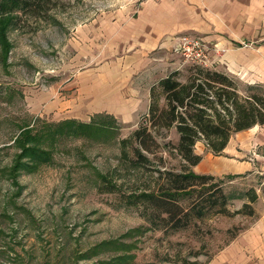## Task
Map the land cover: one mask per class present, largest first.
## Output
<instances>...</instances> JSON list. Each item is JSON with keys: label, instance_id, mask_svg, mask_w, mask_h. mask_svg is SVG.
<instances>
[{"label": "rangeland", "instance_id": "obj_1", "mask_svg": "<svg viewBox=\"0 0 264 264\" xmlns=\"http://www.w3.org/2000/svg\"><path fill=\"white\" fill-rule=\"evenodd\" d=\"M155 2L50 0L39 14L18 12L5 28L0 264H99L125 254L130 264H264V124L233 133L216 155L196 141L202 159L188 168L213 175L209 183L221 185L227 213L217 205L193 216L201 201L182 195L189 220L175 229L134 197L186 165L174 149L175 127L151 130L159 147L144 152L145 162L132 163L131 148L123 158L120 144L144 121L149 85L174 70L185 80L194 62L226 73L241 93L250 86L264 92V0H202L201 18L183 23L166 51L117 46L120 19L137 18ZM67 119L109 129L93 137L66 132L53 142L49 164L12 177L23 126ZM253 191L252 214L236 213Z\"/></svg>", "mask_w": 264, "mask_h": 264}, {"label": "trees", "instance_id": "obj_2", "mask_svg": "<svg viewBox=\"0 0 264 264\" xmlns=\"http://www.w3.org/2000/svg\"><path fill=\"white\" fill-rule=\"evenodd\" d=\"M49 1L0 0V38L5 28L13 24L18 12L39 14ZM194 63L187 69L185 80H181L179 71L174 70L150 87L144 121L129 137L120 140L123 158L127 156V148H131L134 155L132 163L145 162L144 152L153 153L159 147L151 130L175 127L178 142L174 149L186 165L179 172L167 171L166 183L157 190L141 191L134 196L148 203L157 213V218L174 229L184 227L189 220L188 215H185L186 210L179 203L182 195L195 193V199L201 201L195 207L193 216L200 217L205 207L217 205L220 206L219 212L227 213L225 206L228 198L221 185L218 181L209 183L214 179L213 175L196 173L188 168L197 165L202 159L201 155L194 152L196 141L204 140L209 150L216 155L225 148L233 133L264 124L263 91H256L250 86L246 93H241L235 80L226 73ZM107 129L101 124L76 119L47 123L44 128L26 124L14 141L19 151L9 173L16 177L21 171L32 172L45 163L49 164L53 142L66 132L93 137L97 135L95 131ZM248 197V202L243 203L236 213L245 212L247 208L249 211L245 213L252 214L250 204L256 201L254 191ZM132 202L135 203V200ZM114 243L106 241L102 245ZM117 246L119 244L110 248L118 249ZM99 264H130V256L120 255Z\"/></svg>", "mask_w": 264, "mask_h": 264}, {"label": "crops", "instance_id": "obj_3", "mask_svg": "<svg viewBox=\"0 0 264 264\" xmlns=\"http://www.w3.org/2000/svg\"><path fill=\"white\" fill-rule=\"evenodd\" d=\"M200 4L202 0H158L152 7L144 5L137 18L122 17L116 24L117 46L123 47L124 51L147 52L157 48L166 51L170 37L183 23L188 25L187 21L191 23L201 18ZM156 82L157 79L149 85L148 90ZM146 102L149 103V99ZM227 146L228 143L223 151Z\"/></svg>", "mask_w": 264, "mask_h": 264}]
</instances>
